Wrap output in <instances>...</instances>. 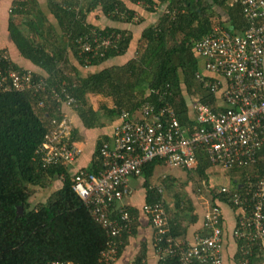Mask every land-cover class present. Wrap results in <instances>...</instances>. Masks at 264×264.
<instances>
[{"label":"trees","instance_id":"16d2710c","mask_svg":"<svg viewBox=\"0 0 264 264\" xmlns=\"http://www.w3.org/2000/svg\"><path fill=\"white\" fill-rule=\"evenodd\" d=\"M231 1L47 0L57 21L52 26L47 19L38 17L41 13L36 14L39 11L35 0H13L8 33L19 54L41 70L33 71L35 79L42 78L49 87L57 86L58 90L65 83L67 92L77 101L74 110L83 128L104 126V118L114 119L123 110L134 114L146 101L157 103L159 94L168 93L167 101L175 109L180 124L192 132L196 126L192 104L201 101L216 108L221 103L195 78L202 71V61L194 45L215 23L239 34L244 31L247 23L242 10L239 5L230 6ZM136 7L157 16V22L142 29L141 21L135 20ZM102 17L107 19V25L99 23ZM114 33L119 36L114 47L102 57L86 62L79 40L93 42L94 37L102 40ZM4 53L1 51L0 55ZM128 53L133 56L128 58ZM120 58L121 63H117ZM70 59L77 62L81 71L70 66ZM0 69L23 70L10 59H0ZM94 97L110 99L113 108H96ZM41 101L44 107L39 106ZM59 107L57 100L45 94L31 91L0 94V264H100L102 252L108 249L106 230L92 218L73 190L75 175L68 166L43 167L36 155L51 129L52 119L60 117ZM78 132L76 127L75 140L79 138ZM109 142L111 138L107 136L97 140L86 171L95 175L103 171L100 148ZM165 165V161L154 160L143 167L140 177L146 190L145 204L163 198L168 217L171 214L169 232L159 242L155 231V250L168 245L171 239L178 241L185 237L189 226L196 222V217L190 216L192 201L182 199L179 192L173 193L177 213H172L166 202L169 190L162 179L157 184L163 187V194L150 189L157 185L153 184L156 169ZM193 171L209 184L212 166L205 152H198ZM230 172L234 175L224 173V177L238 175L237 183L244 182L246 176L253 180L262 177L264 150L256 165ZM56 183L59 187H55ZM37 188L55 190L46 202L35 206L32 199ZM216 188L213 183V204L218 205L215 203L218 200L236 214L230 194H218ZM125 201L129 230L122 236L117 259L139 227V210L125 205ZM19 207L23 209L22 215H18ZM147 217L152 226L151 218ZM147 254V245H141L134 263L144 264ZM257 260L254 258L251 263ZM159 264L178 262L168 258L159 260Z\"/></svg>","mask_w":264,"mask_h":264},{"label":"built area","instance_id":"2783aa9c","mask_svg":"<svg viewBox=\"0 0 264 264\" xmlns=\"http://www.w3.org/2000/svg\"><path fill=\"white\" fill-rule=\"evenodd\" d=\"M239 5L247 27L242 33L220 23L196 42L194 50L202 61L195 78L221 103L216 108L196 101L192 113L196 126L191 132L180 124L175 109L167 101L168 93L159 94L157 103L146 101L135 118L128 111L119 114L111 142L100 148L103 171L98 175L85 169L75 174L74 192L88 208L92 218L105 230L108 249L100 264H114L124 232L129 230V215L124 201L132 195L130 182L140 178L143 167L162 160L171 168L192 171L197 154L203 151L213 167L230 172L249 168L260 160L264 150V0H233ZM88 39V38H87ZM119 40L115 33L93 42L79 40L86 62L102 57ZM0 59L9 60L6 53ZM45 94L57 100L60 117L51 121L43 144L36 152L43 167L70 166L82 149L74 138L75 125L64 116L62 107L75 109L77 101L65 83L49 87L44 79H35L32 70L0 69V94L27 92ZM44 107V102L39 103ZM235 188L223 187L218 194H230L235 214L232 237L237 243L242 264H264V175L257 180L246 176ZM163 194L161 185L151 186ZM158 242L169 232V217L162 198L145 204ZM204 233L190 244L169 240L158 247L159 260L176 259L178 264H223L224 216L219 205L210 204L203 217ZM156 247V244H155ZM52 264H72L59 263ZM136 264V263H133ZM145 264V262H144Z\"/></svg>","mask_w":264,"mask_h":264},{"label":"crops","instance_id":"0c3cea01","mask_svg":"<svg viewBox=\"0 0 264 264\" xmlns=\"http://www.w3.org/2000/svg\"><path fill=\"white\" fill-rule=\"evenodd\" d=\"M38 4V7H40L42 14L44 17H47V21L52 25L55 26L57 21L55 20L54 16L51 14L49 5L47 0H35ZM13 3V0H0V52L5 51L6 55L10 59V61L14 62L17 66L21 67L22 69L32 70V71H38L41 72V70L33 65L28 60H25L18 52L17 48L14 46L12 41L10 40L9 33H8V25H9V19H10V10L11 5ZM37 7L36 10L40 11V9ZM136 18L135 20L141 21L140 26L143 28L150 27L151 25L155 24L157 22V16L145 12L142 8L136 7ZM94 19H96V16H94ZM98 22V21H97ZM99 23L104 25L108 24V21L106 18H100ZM114 25V24H111ZM138 27V25H137ZM140 28H137L136 30H139ZM143 31V30H142ZM138 35V34H137ZM128 58H131L133 56L132 53L127 54ZM127 58V59H128ZM121 58L117 60V63H121ZM70 66L75 67L81 71V68L77 64L75 60L70 59ZM86 72H84L85 74ZM98 100V101H97ZM93 101L95 103L96 108H113V103L110 99H104L99 97H94ZM99 102V103H97ZM62 113L64 116H67L69 120H71L75 128L79 130V138L76 140L77 146H79L82 149V154L77 157V159L74 161V163L70 166H68L69 171L72 173V175H75L78 171L87 169L92 161V155L95 151V145L97 140L103 137H109L112 138L113 132L116 128V126L120 123L119 116L109 120L108 118H104V126L87 130L83 128V125L81 124L76 112L74 109H69L67 107H62ZM135 118L139 117L138 111H136L134 114H131ZM168 166V165H167ZM213 169H218L223 171L220 168L213 167ZM225 172V171H223ZM238 175L230 177L228 179V184L221 185L219 190L223 187H230L233 188L236 182L239 180ZM214 179L212 178L209 180V184H206L207 191H210L212 194L211 188L213 185ZM131 189H132V195L127 198L125 201V205H128L130 207H134L139 210V227L136 233V236L131 237L129 239L128 245L124 249L123 254L114 264H133L134 260L141 249V245H147L148 248V254L147 258L145 259V264H159V257L156 253V250L154 248L155 246V230L150 225L149 218L147 217V214H144L143 206L145 205V197H146V190L144 189V180L142 178H134L130 182ZM218 190V191H219ZM213 197V195H212ZM188 200H191L190 197L186 196ZM192 201V210H190V216L196 217V222L194 224H191L189 226L187 235L185 237H182L178 239L179 242L190 244L194 241L195 237L201 235L203 233V217L205 211L210 207V204L212 205V199L210 202L206 201L205 203H202L200 207H197V205ZM222 209L223 216H224V247H223V258L224 262L223 264H238L239 261L237 260V254H238V248L237 243L232 237V232L235 227V214L233 210L224 205L222 202L216 200V202ZM220 203V204H219ZM183 206V205H182ZM226 206L229 208L230 212L225 213L223 210V207ZM177 213V212H176ZM228 217V219L226 218ZM187 220V219H186ZM189 221V220H187ZM186 221V222H187ZM185 222V223H186ZM238 262V263H237ZM240 264V263H239Z\"/></svg>","mask_w":264,"mask_h":264},{"label":"rangeland","instance_id":"374dc122","mask_svg":"<svg viewBox=\"0 0 264 264\" xmlns=\"http://www.w3.org/2000/svg\"><path fill=\"white\" fill-rule=\"evenodd\" d=\"M38 8L40 9V7ZM36 14H40L38 17H40L41 19L44 20L47 19L46 16L43 18L44 15H42L41 9L39 12L36 11ZM138 21H139V17H138ZM36 24H39V22ZM87 71H90V69H88ZM224 173L225 172L221 170L213 169V172L210 174V177L212 176V180L214 179L213 182L216 183V187H217L216 189L219 188V185L228 184V179L224 177ZM225 174L229 176H232V174L234 175V173L232 172H228ZM161 179L162 182H164V186L168 187L169 191H166V202L168 204L169 209L172 210L173 214L174 212H177V210L174 209V198H173L174 192H179V194H181L184 197V198L182 197V199L184 200L186 196L190 197L191 200H193L194 203L197 205V207H200V205H202V203H205L206 201L210 202L212 199V194L210 193V191H207L206 181L204 182L203 180H201L198 174L195 173L194 171L191 172L180 168H171L166 165L160 166L155 171V176L153 177L154 180L153 184L156 185L157 183H159V181H161ZM55 187H59L58 183L55 184ZM52 191L42 190L40 188H37L35 190V194L32 199L33 205L36 206L39 203L46 202L47 198L50 196ZM223 210L225 213L230 212L229 208L226 206L223 207ZM170 216L171 214L169 213V217ZM226 218L228 219L227 216Z\"/></svg>","mask_w":264,"mask_h":264},{"label":"water","instance_id":"95a60500","mask_svg":"<svg viewBox=\"0 0 264 264\" xmlns=\"http://www.w3.org/2000/svg\"><path fill=\"white\" fill-rule=\"evenodd\" d=\"M22 213H23V209H22V207H19L18 208V215H22Z\"/></svg>","mask_w":264,"mask_h":264}]
</instances>
